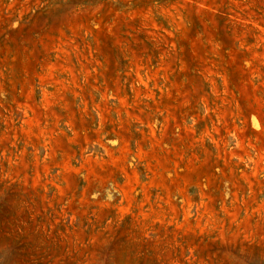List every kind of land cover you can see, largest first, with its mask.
<instances>
[{
	"label": "rangeland",
	"instance_id": "374dc122",
	"mask_svg": "<svg viewBox=\"0 0 264 264\" xmlns=\"http://www.w3.org/2000/svg\"><path fill=\"white\" fill-rule=\"evenodd\" d=\"M0 264H264V0H0Z\"/></svg>",
	"mask_w": 264,
	"mask_h": 264
}]
</instances>
